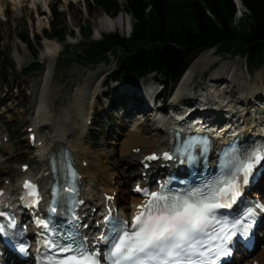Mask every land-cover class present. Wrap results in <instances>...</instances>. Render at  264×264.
I'll list each match as a JSON object with an SVG mask.
<instances>
[{"label":"rangeland","instance_id":"rangeland-1","mask_svg":"<svg viewBox=\"0 0 264 264\" xmlns=\"http://www.w3.org/2000/svg\"><path fill=\"white\" fill-rule=\"evenodd\" d=\"M90 1L91 0H0V37L2 39L0 49L2 51L5 50L8 54L7 66L0 69V140L3 141L2 145H0V186L8 184L9 179L11 183L18 184L21 165L28 164V170L33 171V174L37 172L40 165L39 160L35 157V151H32L34 149L30 148L27 141L28 133L31 129L29 126L32 121V113L37 105L35 81L38 73H32L27 77H22L21 69L31 62H39L45 54L53 53L55 67L53 79L50 84L48 102L49 104H53L58 112L60 109L70 104L69 101L71 100L70 96L72 91L79 84L83 83L88 73L98 70L102 72L105 71L101 78V81H103L119 62L118 55L120 52L108 55L105 61L97 66L83 65L74 56V52L79 49V41H83L78 26L83 23V20L86 18L90 19V16L95 19L94 21L91 20V40L93 41H97L101 36L109 33H117L124 36H128L130 33L131 19L129 16L124 15L122 12L119 14L124 24L128 22L129 28L125 25H119L112 29L110 24L105 22L103 12H93L91 15L88 14L87 2L90 3ZM119 2L123 3V0H119ZM54 4H57V10L66 16L67 26L75 30L74 36L66 37L65 44L70 46L67 51H64L62 45L57 41L47 40L43 36L44 31L48 33V23L50 22L51 16L50 13L47 14L44 13V11H48V7ZM7 15L9 16V21H5V16ZM27 31L31 34L36 33L40 37L39 43L33 42L28 48L19 40L20 35ZM205 57L211 60L212 63L208 62ZM222 65L231 68V72L235 74L234 83L237 85L239 84L238 89L233 90V94L230 95L232 99L241 103V96L244 91L247 90V92L252 91L253 100L261 98L264 94V65L257 70H253L245 62V59L233 56L220 58L212 48L198 53L189 61V68H187L186 71L192 70V79L189 83L190 87L188 91L200 94L202 90H207L210 85V80L220 72ZM230 75L231 73L229 76ZM247 75H249L248 82ZM4 78L6 81H4ZM153 79L154 80L149 82L150 86H153V81L161 80L160 77L155 75H153ZM4 82H8V85H3ZM229 82H232V80L230 79ZM216 84L218 86L220 85L218 83ZM13 86H16L17 90L13 89ZM165 87L167 88V98H169L167 103L171 105L170 101L173 100L172 96L177 89V85L167 83ZM225 87L228 86L222 84L220 90ZM190 88L193 89L190 90ZM228 89L226 91H228ZM105 90L106 89L101 86L100 82L95 94L97 98L93 105L91 123L88 122L89 120L87 121V130L83 136L85 139L83 140L79 131H75L78 136L76 140L78 145L90 147L86 152L93 160L95 159L92 164H97L101 167L103 174L105 176L107 175L106 177L110 180L111 188L116 191L117 197H120L123 190L131 188L133 185L130 183L131 180L128 182L129 184H127V182L121 183V173L125 171V166H117L116 160L120 152L119 150L123 147L122 140L127 138V135L131 132L129 130H133V123L126 125L120 132V136L116 138L115 133L118 131L119 127V123H116L117 114L107 108L108 100L103 98ZM215 91L220 92L219 89ZM224 92L225 91H223V93ZM123 101L124 100H121L122 103ZM122 103H120V105H123ZM179 105L180 103H177L176 106ZM105 108L108 113L102 114L101 111L105 110ZM238 109L242 110V108ZM260 109H264V103H262ZM71 118L72 120L76 119L72 113ZM146 119V122L143 124V132L140 135L141 141H143L144 144L142 145L144 150L141 148L142 153L136 154L138 149L133 148L132 154L135 157L129 159V162L133 163V167L136 166L137 160L140 158L141 154L147 153L146 150L148 152L149 149L159 151L165 142L164 131L166 127H162V130L158 131L159 125L154 122V119H152V117ZM142 121H144V118H140L139 116L135 119V122ZM92 122L100 125V127L94 126ZM35 134L37 138L41 140L43 137L49 136L48 131L44 129L35 132ZM156 137L157 140H159V146L155 144L154 147L156 148H153L154 144H147V142L149 141L150 143V141ZM86 140L87 142L85 144ZM144 142H146L147 145H145ZM146 146L147 148H145ZM105 156L108 160L105 159ZM97 158L101 159L104 165L103 167L98 160H96ZM119 160L122 162V159ZM136 167L139 168V166ZM133 169L129 170V172H138L137 169ZM256 253L257 252L252 253L251 258H256L258 255V253Z\"/></svg>","mask_w":264,"mask_h":264},{"label":"bare ground","instance_id":"bare-ground-1","mask_svg":"<svg viewBox=\"0 0 264 264\" xmlns=\"http://www.w3.org/2000/svg\"><path fill=\"white\" fill-rule=\"evenodd\" d=\"M237 4L240 7L239 3ZM104 17L105 22L110 24V27L112 29L116 26L118 27L119 25H121L120 15L114 18H109L106 15H104ZM52 54L53 53L45 54L39 61L41 64V70L38 72L35 81L37 105L34 112L32 113V121L29 126L32 128L31 133L35 134V132L42 129L47 130L49 133V136L43 137L42 140L37 138L36 142L34 143V150L32 151H35V157L39 160V168L35 174H33V171L31 170L20 172L19 184H13L9 179V183L3 186L1 189L5 191V194L13 195V193L19 189L21 180L26 178L35 180L40 184L41 189H45L47 186V182L50 180L47 167V160L49 156L53 157V159L57 161L59 158L58 153L60 154L61 151H68L72 163L78 169L80 174V199L84 201L83 205L80 208L81 215L84 217L86 214H90L88 208L92 205V202H95V206L99 207L100 209L105 200V196H112L113 194L115 195V201L117 202L121 214L130 215L135 211V206L141 204L140 198H138L131 192L133 186L131 188H128L127 190H123L120 197H117L116 191L111 188L109 182L110 180L106 177L107 175L105 176L103 174L101 167L97 164V166L92 164L95 159L93 160L86 152V150L90 147L80 146L78 145L76 140L78 136L75 131H79L81 137H83L86 133V126L88 124L87 121L90 120L91 116L93 115L92 109L96 90L98 88V84L100 82L102 83L101 78L103 77L105 71L102 72L98 70L96 72L88 73L83 83L79 84L72 91V94L70 96L71 100L69 101L70 104L68 103L69 105L67 107L62 108L57 112L54 105L49 104L48 102L50 84L53 79L55 67V59ZM205 59H207V57H205ZM208 62L212 63L211 60H208ZM221 67L222 69L220 70V72L210 80V87L208 86L207 88L208 91L204 89L201 91L200 95H196L195 93L188 91L190 87L189 83L192 79V70L190 69L186 71V69L189 68L188 66L177 82V89L172 96V98L181 97V106L179 105L180 107L178 106L176 107V109L181 110L182 107H185L188 110L201 108L205 113H208L213 117L214 123L218 126L215 127V124H212L209 120H206L208 126L213 128L212 130L223 132L226 126L237 125L238 121H244L243 119H245V123L239 126L241 128L245 126L244 133L249 132L254 134L259 130L261 131L264 128V109H260V106H262V103H264V94L262 93L263 95L261 96V98H256L255 100H253L254 97L252 91H244L242 95L243 97L241 96V103H238L230 96L231 94H233V90L238 89L239 87V84L237 85L236 83H234L235 74L231 72V68H229L228 66L222 65ZM230 73L231 75L229 76ZM230 79L232 80V82H229ZM151 80H154L152 75L144 80L129 78L128 80L120 82L118 84V87L122 90L121 95H124V102L123 105L119 107L118 113H116V123H119L118 131L115 133L116 138L120 136V132L122 131V129H124V127H126V125H128L129 123H133V130H129L131 132L127 135V138L125 140H122L123 144H121L123 147L121 146L122 148L119 150V155L116 158L117 166H125V171L121 173V183L127 182V184H129L128 182L133 178V176H135L136 173L129 172V170L133 168L137 169L136 166L139 165V162H137L136 166L134 165L135 167H133V163L129 162V159L135 157L132 154L133 148L138 150L140 149V151H138L136 154L142 153V145L144 144L143 141H141L140 135L142 134L144 129L143 124L147 120V115L155 110V106H151L149 104L150 100L147 95L151 87L149 85V82ZM248 81L249 75H247V82ZM216 83L220 85L218 86ZM222 84H225V86L228 87L220 90V86ZM192 89L193 88H190V90ZM216 89L217 91L219 89L220 92H216ZM227 89L228 91H226ZM223 91L225 92L223 93ZM200 103H202V105ZM238 108H242V110H239ZM101 112L102 114L108 113L106 108ZM71 113L75 116V120H72ZM237 114L239 116H236ZM137 116H143L144 121L135 122ZM170 118L171 117L156 119V117H154L153 119L154 122L161 124V126L163 127ZM198 119L203 120L204 116L202 115V117ZM223 119H225L226 121ZM162 127L158 128V131H161ZM239 127L236 128L235 132L238 131ZM238 134H240V132ZM84 139L85 138L83 137V140ZM86 142L87 140L85 141V144ZM158 142L159 140H157L156 137L152 139L150 143L148 141L147 144H154L153 148H156L154 146L155 144H158L157 146H159ZM144 143L145 145H147L146 142ZM145 148H147V146ZM161 150L162 149H160L159 152H161ZM156 151L158 150L149 149V152L146 150L147 153L141 154V158ZM105 159L108 160L106 156ZM119 159H122V162ZM96 160H98L102 167L104 166L100 158H97ZM157 167L158 163L153 164V169ZM263 183L264 176L257 186V193L262 195V199L264 202ZM257 195L258 194H254V197H257ZM85 220L86 221H84V223L88 221L87 219ZM261 233H264V220L261 225ZM262 244L264 245V243ZM257 253L259 255V257L257 255V260V257H252L249 259H245L241 264H264V249H260ZM232 264H237L236 259L233 260Z\"/></svg>","mask_w":264,"mask_h":264},{"label":"trees","instance_id":"trees-1","mask_svg":"<svg viewBox=\"0 0 264 264\" xmlns=\"http://www.w3.org/2000/svg\"><path fill=\"white\" fill-rule=\"evenodd\" d=\"M239 1L245 11L237 19L232 0H91L87 2L89 15L103 12L115 17L123 12L131 18V31L128 36L109 33L93 41L91 20L95 19L90 16L78 26L83 41L74 56L83 65L97 66L108 55L120 52L111 79H138L155 73L164 86L178 80L192 57L211 48L220 58L240 57L257 70L264 65V0ZM57 7L50 6L48 33L43 34L67 51L66 37L75 31ZM19 39L27 48L39 42L37 34L30 38L28 32ZM7 56L0 49V69L7 66Z\"/></svg>","mask_w":264,"mask_h":264},{"label":"snow or ice","instance_id":"snow-or-ice-1","mask_svg":"<svg viewBox=\"0 0 264 264\" xmlns=\"http://www.w3.org/2000/svg\"><path fill=\"white\" fill-rule=\"evenodd\" d=\"M197 144L204 145L203 150L207 151L206 139L190 140L184 148L189 162L195 159L189 149ZM165 158L171 159L167 153ZM261 161H264V146L245 152L231 147L224 151L222 174L214 181L183 192H172L165 186L151 193L143 190L148 199L137 205L130 227L123 221L119 228L113 229L116 235L110 241L106 260L109 264H216L221 255L228 253L223 245L213 247L214 242L230 239L229 233L235 235L237 231L246 235L252 225L245 220L256 215L254 208H248L243 219L229 222L219 219L216 210L235 203L240 195V183L248 182L254 166ZM255 208L264 211L262 205ZM40 223L48 227L43 221ZM3 231L0 225V232ZM59 240L67 242L55 238L47 242L53 250L48 264H100L99 253L88 254L83 246L76 245L71 233L61 235Z\"/></svg>","mask_w":264,"mask_h":264},{"label":"water","instance_id":"water-1","mask_svg":"<svg viewBox=\"0 0 264 264\" xmlns=\"http://www.w3.org/2000/svg\"><path fill=\"white\" fill-rule=\"evenodd\" d=\"M41 70V64L40 62H32L22 68L21 70V76L22 77H27L32 73H38Z\"/></svg>","mask_w":264,"mask_h":264}]
</instances>
